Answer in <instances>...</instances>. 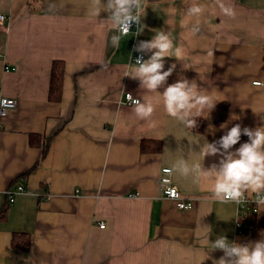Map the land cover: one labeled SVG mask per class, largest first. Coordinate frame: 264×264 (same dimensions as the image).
<instances>
[{
	"label": "crops",
	"instance_id": "crops-1",
	"mask_svg": "<svg viewBox=\"0 0 264 264\" xmlns=\"http://www.w3.org/2000/svg\"><path fill=\"white\" fill-rule=\"evenodd\" d=\"M223 2L234 17L216 0H142L143 31L136 35L135 26L116 48L108 13L91 16V0H0L1 91L18 102L0 120V211L6 212L0 264H213L224 254L216 250L207 259L208 237L238 244L264 239L260 205L255 228L240 232L239 203L215 201L211 181L173 171L181 159L198 162V146L218 141L235 124L264 127V85L255 84H264V0ZM190 4L206 6L204 14L187 17ZM158 32L173 44L164 70L176 67L157 91L184 78L217 102L194 129L165 113L159 93L125 76L135 67V46ZM58 60L66 66L63 95L52 102ZM126 93L153 102L150 120L122 104ZM143 139L148 149L161 141L162 150L144 151ZM248 139L242 134L232 151ZM219 159L205 157L203 167ZM165 168L194 199L191 210L163 196ZM18 186L25 193L10 203L6 192ZM245 194L250 201L257 195ZM13 233L31 238L27 251L12 245Z\"/></svg>",
	"mask_w": 264,
	"mask_h": 264
},
{
	"label": "clouds",
	"instance_id": "clouds-1",
	"mask_svg": "<svg viewBox=\"0 0 264 264\" xmlns=\"http://www.w3.org/2000/svg\"><path fill=\"white\" fill-rule=\"evenodd\" d=\"M216 3L225 16L236 15L234 8L226 5L223 0H216ZM142 9V0H91L90 15L98 17L102 11L108 13L106 21H110L112 29L118 33L111 37V43L113 47L118 48L121 36L131 31L133 23L138 28L136 35L143 31ZM205 10L204 5L190 4L186 7L185 15L199 18ZM199 30L198 24L191 29L193 34ZM172 47L170 35L165 32L156 33L151 40L140 41L134 51L141 53V56L133 63L135 67L130 66V71L125 76L139 80L142 88L159 93L157 89L167 84L168 77L176 67L173 64L164 70V58L168 57ZM146 53H151L148 59L143 58ZM198 88L195 81L181 78L164 87L162 94L159 93L165 113L188 129L196 128L197 119L202 117V113L207 111L204 116L207 118L217 103L210 94L201 93ZM128 97L132 99L131 94H128ZM142 101L134 100V112L138 118L150 120L155 105L150 100ZM232 119L239 117L233 116ZM151 126H155L154 121ZM225 127L226 125H221V128ZM242 134L249 138L248 142L242 143L238 149L232 151ZM198 147L201 157L198 162L190 164L181 159L173 165V171L185 177L194 174L198 179L211 181L212 199L215 201L240 203L245 198V193H255L258 195L256 203L264 209V197L259 196L264 193V127L242 129L240 124H235L218 141H204ZM208 156H219L220 159L218 163H213L205 169L203 160ZM205 247L207 259L210 258L209 254L216 250L224 254L219 260H214L213 264H264V239L238 244L221 235L214 241H210L208 237Z\"/></svg>",
	"mask_w": 264,
	"mask_h": 264
},
{
	"label": "built area",
	"instance_id": "built-area-1",
	"mask_svg": "<svg viewBox=\"0 0 264 264\" xmlns=\"http://www.w3.org/2000/svg\"><path fill=\"white\" fill-rule=\"evenodd\" d=\"M4 17L1 16V20H3ZM137 26L135 23L132 24L131 27V31L129 33L132 32L133 28ZM128 33V34H129ZM141 56V53L137 52L135 54L134 57H132V62L135 63L136 59ZM143 58L145 59V55H143ZM5 70L8 71L9 68L5 67ZM256 85H264L261 84L260 82H256ZM128 94L131 93H126L124 95V100L122 101V104L128 105V106H134V100L135 99H139L134 97L132 94V99H129ZM18 107V102L16 99L13 98H8L6 96H4L2 94L1 91V85H0V120L1 119H5L12 111L16 110ZM262 122H263V126H264V115L262 116ZM163 176L161 178V184L163 185V196L167 199H171L174 200L177 204V207L179 210H191L193 208V203H194V199L188 196H185L184 194H182V192L173 184V181L171 179V174H172V170L170 168H165L162 170ZM25 193V190L22 186H18L16 188V190L14 191H8L6 192V195L9 198V202L10 203H14L15 202V196L16 195H20ZM264 197V196H262ZM254 202V199L252 201H250L247 196L245 195V198L239 203L240 204V213L239 216H243L246 214V212H248L249 209V205ZM254 214L257 215L258 213V204L256 207H253V211ZM238 227L240 226L239 221H238ZM101 228H104V224H101L100 226Z\"/></svg>",
	"mask_w": 264,
	"mask_h": 264
},
{
	"label": "trees",
	"instance_id": "trees-1",
	"mask_svg": "<svg viewBox=\"0 0 264 264\" xmlns=\"http://www.w3.org/2000/svg\"><path fill=\"white\" fill-rule=\"evenodd\" d=\"M65 62L64 61H54L52 65V71H51V81H50V93H49V98L50 101L52 102H60L62 100V95H63V87H64V76H65ZM36 138V136L31 135V143L33 144V140ZM149 140L143 139L142 141V146L144 151H153V152H160L162 150V142L161 141H151L152 142V147L150 149L147 148V142ZM149 144V142H148ZM48 150V143L44 146V154ZM246 195V194H245ZM259 196H264V194H259ZM258 195L254 197V202H252L249 205V211L246 212L245 215L239 216V224L240 226L239 231L240 232H249L252 229L255 228L257 218L256 214H254L253 207L257 206V201ZM6 212L0 211V220L5 218ZM12 245L14 247L23 249L27 251L30 246H31V238H29L28 235L22 234V233H13L12 234Z\"/></svg>",
	"mask_w": 264,
	"mask_h": 264
},
{
	"label": "rangeland",
	"instance_id": "rangeland-1",
	"mask_svg": "<svg viewBox=\"0 0 264 264\" xmlns=\"http://www.w3.org/2000/svg\"><path fill=\"white\" fill-rule=\"evenodd\" d=\"M258 209H259V207H258Z\"/></svg>",
	"mask_w": 264,
	"mask_h": 264
}]
</instances>
